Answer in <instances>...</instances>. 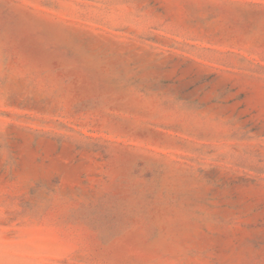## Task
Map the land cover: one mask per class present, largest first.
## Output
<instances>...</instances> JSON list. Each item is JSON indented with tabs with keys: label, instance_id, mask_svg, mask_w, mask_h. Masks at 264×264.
Listing matches in <instances>:
<instances>
[{
	"label": "rangeland",
	"instance_id": "1",
	"mask_svg": "<svg viewBox=\"0 0 264 264\" xmlns=\"http://www.w3.org/2000/svg\"><path fill=\"white\" fill-rule=\"evenodd\" d=\"M0 264H264V0H0Z\"/></svg>",
	"mask_w": 264,
	"mask_h": 264
}]
</instances>
